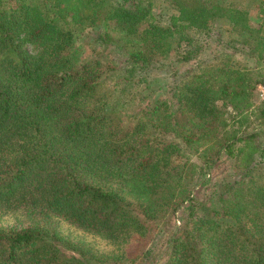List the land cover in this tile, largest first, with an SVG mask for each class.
<instances>
[{
	"label": "trees",
	"instance_id": "trees-1",
	"mask_svg": "<svg viewBox=\"0 0 264 264\" xmlns=\"http://www.w3.org/2000/svg\"><path fill=\"white\" fill-rule=\"evenodd\" d=\"M173 1L165 24L150 1L0 0V264H264V102H253L264 73L223 47L202 56L189 34L223 18L264 60V0L258 26L248 6ZM154 70L173 85L129 114L101 89L114 74L121 93L147 86ZM224 156L235 177L197 197Z\"/></svg>",
	"mask_w": 264,
	"mask_h": 264
},
{
	"label": "rangeland",
	"instance_id": "rangeland-1",
	"mask_svg": "<svg viewBox=\"0 0 264 264\" xmlns=\"http://www.w3.org/2000/svg\"><path fill=\"white\" fill-rule=\"evenodd\" d=\"M122 0H110L111 5ZM151 2V11L154 21H159L160 23H167L171 14H177L176 6L174 5L173 0H143L144 3ZM209 4H215L219 2L233 4L240 6L242 8L248 6V17L252 24L258 26L260 24V14L258 11V2L257 0H208ZM118 28V27H116ZM95 28L87 26L85 29H81L85 32L93 31ZM97 30V29H95ZM189 34L197 40L202 45V56L210 57V55L218 53L219 50L223 47L227 52H232V61L231 63L244 67L245 69H257L260 72L264 73V60H259L256 56L250 54V46L243 43L244 36L240 34V31L232 28V26L223 18H215L208 30H190ZM89 37L81 38L80 41L82 44L88 40ZM25 47L36 53L37 48L34 44L26 43ZM149 85H140L139 87H133V89L125 90V93H121L120 88L123 85V82L116 74L104 78V83L102 90H108L112 95L122 96L124 102V110L122 114H129L133 110L143 106L147 102H153L156 97H162L166 94V91L169 87L173 85L174 78L171 77L170 73L167 74L162 70H154L149 75ZM112 85H116L115 88H112ZM264 86V83H257L254 89V104H260L264 102V96L261 95L258 87ZM130 91V92H128ZM110 108L115 107L114 100L109 102ZM251 118H254V115H251ZM128 119V118H127ZM127 119H124L127 120ZM181 119V117H179ZM255 122H257L255 120ZM191 159L195 161L197 158L192 156ZM235 168L232 164V161L227 157H222L216 163V165L210 170V180L211 183L209 187H205L195 193L199 198L205 197L211 192L210 188L213 182H221L225 178H234L235 177ZM213 202H215L213 200ZM9 217V218H7ZM185 218V211L180 210L176 214H168L164 218L161 227L162 231L156 235L152 243L157 246V254L163 250V245L167 239L168 234L173 230V225H180L181 220ZM5 223L15 222V216L6 215L3 219ZM61 228L65 233L70 234L75 239H81L98 250L108 251L111 246L105 240L100 239L99 237L87 234L81 230H77L73 226H69L64 222H61ZM70 236V237H71ZM155 253V252H154ZM156 254V255H157ZM167 257L164 256L163 260Z\"/></svg>",
	"mask_w": 264,
	"mask_h": 264
},
{
	"label": "built area",
	"instance_id": "built-area-1",
	"mask_svg": "<svg viewBox=\"0 0 264 264\" xmlns=\"http://www.w3.org/2000/svg\"><path fill=\"white\" fill-rule=\"evenodd\" d=\"M258 89L261 92V95L264 96V86H259Z\"/></svg>",
	"mask_w": 264,
	"mask_h": 264
}]
</instances>
